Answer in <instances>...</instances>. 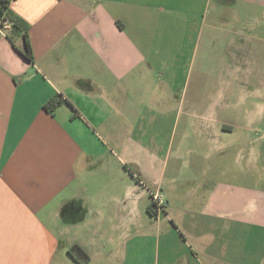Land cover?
Instances as JSON below:
<instances>
[{
	"label": "crops",
	"instance_id": "crops-1",
	"mask_svg": "<svg viewBox=\"0 0 264 264\" xmlns=\"http://www.w3.org/2000/svg\"><path fill=\"white\" fill-rule=\"evenodd\" d=\"M11 11L33 60L0 38V264H264V0Z\"/></svg>",
	"mask_w": 264,
	"mask_h": 264
},
{
	"label": "trees",
	"instance_id": "trees-1",
	"mask_svg": "<svg viewBox=\"0 0 264 264\" xmlns=\"http://www.w3.org/2000/svg\"><path fill=\"white\" fill-rule=\"evenodd\" d=\"M14 0H0V17L9 21L12 25L10 33L15 35H22L24 39V51L23 55L28 61H32V49L28 39V25L16 16L11 11V4ZM63 103H67L61 96H57L54 99L50 100L48 103L44 105V110L47 112H53L57 107L62 105ZM148 213L152 216H156L157 211L155 209L154 204L151 202L148 207ZM68 255L76 261L77 264H87L89 258L86 253L77 245L72 246L68 250Z\"/></svg>",
	"mask_w": 264,
	"mask_h": 264
},
{
	"label": "built area",
	"instance_id": "built-area-1",
	"mask_svg": "<svg viewBox=\"0 0 264 264\" xmlns=\"http://www.w3.org/2000/svg\"><path fill=\"white\" fill-rule=\"evenodd\" d=\"M12 25L9 21L0 17V38H6L10 33ZM151 202L154 204L157 212H161L165 208V201L160 192H155L151 195Z\"/></svg>",
	"mask_w": 264,
	"mask_h": 264
}]
</instances>
